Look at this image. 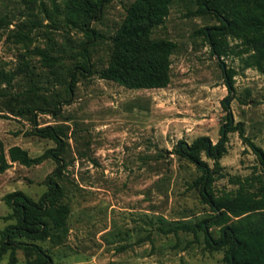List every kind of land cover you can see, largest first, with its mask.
Returning <instances> with one entry per match:
<instances>
[{
    "label": "rangeland",
    "instance_id": "1",
    "mask_svg": "<svg viewBox=\"0 0 264 264\" xmlns=\"http://www.w3.org/2000/svg\"><path fill=\"white\" fill-rule=\"evenodd\" d=\"M19 0H0V14L11 22L0 28V70L11 71L23 51L10 33L25 19L17 14ZM133 0H103L102 15L90 26L97 37L87 45L86 68L79 28L66 26L60 16L32 32L29 46L44 47L56 57L48 66L32 55L34 76L0 80V147L7 156L13 145L38 156L54 147L53 140L31 133L32 122L21 114L26 105L68 97L63 81L73 71V93L57 117L37 114L38 126L62 125L65 168L54 177L62 187L63 226L45 240L19 237L0 257V264H30L39 246L51 264H223L225 248L209 251L202 232L168 231L176 222L195 224L212 214L200 194L201 171L175 152L183 140L192 143L207 136L215 144L221 127L242 124L227 133L225 152L214 163L201 157L212 170L215 195L249 186L260 166L247 141L264 151V74L245 68L238 54L240 42L217 29L211 11L196 12L195 0H173L164 22L153 27L150 37L176 44L171 55L170 80L166 87L130 89L101 77L112 51L113 36ZM48 5V3H47ZM12 14L14 16H12ZM210 32H218L223 54L212 52ZM234 71L233 86L225 83L224 69ZM37 88L29 93L30 83ZM225 100L228 102L225 103ZM247 139V140H245ZM8 157V156H7ZM55 168L52 159L24 166L11 162L0 172V232L12 219L3 196L21 190L37 200L47 189V176ZM251 189H254L252 184ZM216 236L218 226H211ZM1 241V234H0Z\"/></svg>",
    "mask_w": 264,
    "mask_h": 264
},
{
    "label": "trees",
    "instance_id": "2",
    "mask_svg": "<svg viewBox=\"0 0 264 264\" xmlns=\"http://www.w3.org/2000/svg\"><path fill=\"white\" fill-rule=\"evenodd\" d=\"M173 0H133L126 9L122 23L116 30L112 40V51L106 67L100 71L102 78L114 81L130 89L164 88L170 80L171 55L176 44L169 39H153L150 37L153 27L164 22ZM23 8L19 15L25 19L16 23V29L9 37L21 43L23 51L18 55V62L11 71L0 70V80L11 83L16 76L31 79L34 75L32 55L40 56L42 63L53 66L56 57L50 55L48 49L32 44V32L41 26L39 16L54 21L60 16L66 26L81 29L87 36L82 44L81 52L84 57L81 68H86L87 45L97 37L96 31L90 26L92 20L102 15L103 0H19ZM196 12L199 14L211 11L220 24L217 29L240 42L241 50L238 54L245 68H253L264 74V0H195ZM48 3V5H47ZM12 16H14L12 14ZM9 13L0 14V28L11 22ZM209 44L212 52L220 56L223 54L222 45L217 38L218 32H210ZM224 78L229 90L233 86L234 71L224 69ZM73 71L67 72L63 81L66 99L45 100L33 105H26L21 114L27 116L33 124L31 133L40 137H47L54 141L55 146L46 149L38 156H30L18 145L8 148L7 156L0 147V172L10 167L11 162L24 166L41 163L45 159H52L55 168L47 176V189L37 200L32 199L21 190L6 193L3 200L10 212L5 216L12 219L1 230L0 257L14 245L21 243L17 238L27 237L32 240H45L51 233L60 232L63 217L60 200L63 197L62 187L54 177L61 175L65 168L62 153L65 148L64 127L62 125L38 126L37 114L45 113L57 117L61 113L62 104L71 100L73 93ZM37 88L30 83L28 90L35 96ZM238 130L242 135V124L232 125L230 122L221 127V137L215 144L207 136H199L188 144L179 140L175 152L194 164L200 171L198 177L200 194L212 210L207 218L190 224L179 221L171 225L168 231L191 232L198 239L201 231L204 246L209 251L225 248L223 264H264V151L251 141L248 145L256 155L260 166V173L247 180L251 187H239L234 192L215 195L212 190V170L201 154L215 162L225 152V142L229 131ZM247 140V139H245ZM211 226H218L215 236ZM38 258L30 264H51V257L37 245ZM183 264V263H182Z\"/></svg>",
    "mask_w": 264,
    "mask_h": 264
},
{
    "label": "water",
    "instance_id": "3",
    "mask_svg": "<svg viewBox=\"0 0 264 264\" xmlns=\"http://www.w3.org/2000/svg\"><path fill=\"white\" fill-rule=\"evenodd\" d=\"M228 101L227 100H225V103H227Z\"/></svg>",
    "mask_w": 264,
    "mask_h": 264
}]
</instances>
